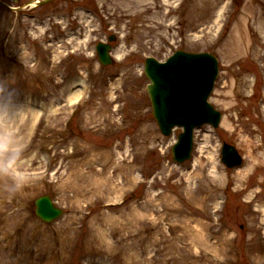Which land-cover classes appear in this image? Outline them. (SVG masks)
Returning <instances> with one entry per match:
<instances>
[{"label": "rangeland", "instance_id": "1", "mask_svg": "<svg viewBox=\"0 0 264 264\" xmlns=\"http://www.w3.org/2000/svg\"><path fill=\"white\" fill-rule=\"evenodd\" d=\"M41 1L0 0V264H264V0ZM177 50L217 58L222 115L181 164L143 75Z\"/></svg>", "mask_w": 264, "mask_h": 264}, {"label": "water", "instance_id": "2", "mask_svg": "<svg viewBox=\"0 0 264 264\" xmlns=\"http://www.w3.org/2000/svg\"><path fill=\"white\" fill-rule=\"evenodd\" d=\"M96 50L102 65L111 64L109 46L99 44ZM144 72L150 81L147 93L160 133L169 136L173 128H183L177 143L170 149L172 161L176 164L186 162L191 159L193 130L202 125L217 128L220 122V113L208 103L218 74L217 60L207 53L187 54L179 51L165 64L147 59ZM221 162L227 169L237 168L242 163L235 147L229 144L222 145ZM34 206L35 215L44 223H50L62 215V211L47 196L38 198Z\"/></svg>", "mask_w": 264, "mask_h": 264}, {"label": "bare ground", "instance_id": "3", "mask_svg": "<svg viewBox=\"0 0 264 264\" xmlns=\"http://www.w3.org/2000/svg\"><path fill=\"white\" fill-rule=\"evenodd\" d=\"M238 43H239V36L235 35V38L232 41V47H231V48H233L234 52L237 51ZM77 96H78V94L71 101L73 102V100H75L77 98ZM248 170H249L248 168L245 169L244 173H246Z\"/></svg>", "mask_w": 264, "mask_h": 264}, {"label": "clouds", "instance_id": "4", "mask_svg": "<svg viewBox=\"0 0 264 264\" xmlns=\"http://www.w3.org/2000/svg\"><path fill=\"white\" fill-rule=\"evenodd\" d=\"M17 187H18V185H17Z\"/></svg>", "mask_w": 264, "mask_h": 264}]
</instances>
